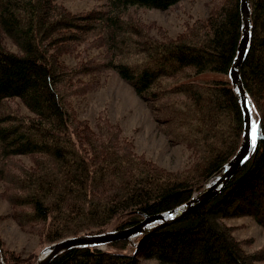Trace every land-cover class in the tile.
<instances>
[{
    "label": "trees",
    "instance_id": "1",
    "mask_svg": "<svg viewBox=\"0 0 264 264\" xmlns=\"http://www.w3.org/2000/svg\"><path fill=\"white\" fill-rule=\"evenodd\" d=\"M59 1L0 0V179L13 219L49 244L128 227L184 203L235 155L244 130L229 78L242 34L240 0H214L206 17L161 37L126 18L130 8L166 10L182 0H107V9L83 13ZM251 6L253 34L241 77L258 132L244 165L219 194L153 230L138 247L127 240L76 247L49 264H141L139 254L162 264L264 260V246L247 250L226 222L250 215L264 226V0ZM73 53L85 57L77 66L64 59ZM108 69L131 85L171 143L186 145L188 167L159 166L136 152L119 125L79 116L73 97L96 82L80 78ZM18 155L31 164H11ZM32 263L0 235V264Z\"/></svg>",
    "mask_w": 264,
    "mask_h": 264
},
{
    "label": "rangeland",
    "instance_id": "2",
    "mask_svg": "<svg viewBox=\"0 0 264 264\" xmlns=\"http://www.w3.org/2000/svg\"><path fill=\"white\" fill-rule=\"evenodd\" d=\"M214 0H182L169 9L147 7H132L126 18L136 21L147 29L148 33L161 37L165 30L176 36L187 25L197 18L206 17ZM61 4L72 12L83 13L93 8L107 9V0H60ZM8 48L17 51V47L5 40ZM97 50L92 51L96 53ZM70 65L77 66L85 57L79 53L64 56ZM83 82L88 79L96 80L93 86L81 95L73 97V104L81 118L88 119L95 125L97 118L108 120L109 123L121 127L122 135L129 137L135 144L138 154L153 160L159 166L169 170H183L191 162L190 152L183 143L173 144L157 125L147 104L136 94L134 89L112 69L99 73L87 74L80 78ZM81 84L80 82H77ZM20 111L31 114L28 109L19 105ZM11 164H31L27 155H18L11 159ZM3 159L0 158V165ZM9 168V165L6 166ZM11 204L6 198L5 182L0 179V235L8 248L20 252L23 256L31 257L35 264L42 250L49 245L39 234L22 229L10 215ZM229 225H234V235L244 239L246 249L253 251L264 246V226L258 224L250 216L227 218ZM133 247L129 248L131 252ZM141 264H162L156 259L144 258L138 255ZM257 264H264V260Z\"/></svg>",
    "mask_w": 264,
    "mask_h": 264
},
{
    "label": "water",
    "instance_id": "3",
    "mask_svg": "<svg viewBox=\"0 0 264 264\" xmlns=\"http://www.w3.org/2000/svg\"><path fill=\"white\" fill-rule=\"evenodd\" d=\"M240 10L242 34L236 56L229 70V78L241 104L244 117L242 142L235 155L184 203L164 212L152 215L145 214L140 222L128 227L103 232L81 233L52 242L42 250L35 264H49L53 258L69 249L82 246L105 248L117 240H127L136 248L153 230L181 220L219 194L232 176L244 165L254 148L252 146L253 140H255V145L257 143L258 125L253 100L245 89L241 77V67L250 50L253 34L251 0H240ZM138 237H140L139 240Z\"/></svg>",
    "mask_w": 264,
    "mask_h": 264
},
{
    "label": "snow or ice",
    "instance_id": "4",
    "mask_svg": "<svg viewBox=\"0 0 264 264\" xmlns=\"http://www.w3.org/2000/svg\"><path fill=\"white\" fill-rule=\"evenodd\" d=\"M252 146L255 147V140H253V142H252Z\"/></svg>",
    "mask_w": 264,
    "mask_h": 264
}]
</instances>
